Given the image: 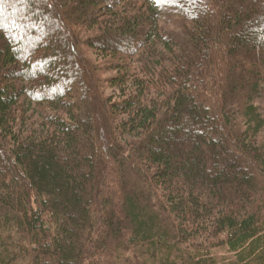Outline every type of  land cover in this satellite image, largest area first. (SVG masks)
Listing matches in <instances>:
<instances>
[{
	"label": "trees",
	"instance_id": "16d2710c",
	"mask_svg": "<svg viewBox=\"0 0 264 264\" xmlns=\"http://www.w3.org/2000/svg\"><path fill=\"white\" fill-rule=\"evenodd\" d=\"M40 2L0 0V264H264V0Z\"/></svg>",
	"mask_w": 264,
	"mask_h": 264
},
{
	"label": "rangeland",
	"instance_id": "374dc122",
	"mask_svg": "<svg viewBox=\"0 0 264 264\" xmlns=\"http://www.w3.org/2000/svg\"><path fill=\"white\" fill-rule=\"evenodd\" d=\"M32 1H34L35 3H36V7H38V9H43L44 8V6L41 4V2H40V0H32ZM102 1V0H101ZM250 61L251 62H253L254 60L253 59H250ZM235 62V61H234ZM244 67H245V69H247L248 67H249V65H243ZM246 82L245 83H247L248 82V79L247 80H245ZM108 92L110 93V92H112V90H108ZM262 99H260V98H256V101L257 102H260ZM263 101V100H262Z\"/></svg>",
	"mask_w": 264,
	"mask_h": 264
}]
</instances>
